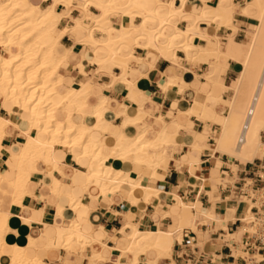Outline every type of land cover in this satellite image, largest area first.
Masks as SVG:
<instances>
[{"label":"bare ground","instance_id":"bare-ground-1","mask_svg":"<svg viewBox=\"0 0 264 264\" xmlns=\"http://www.w3.org/2000/svg\"><path fill=\"white\" fill-rule=\"evenodd\" d=\"M48 1H51L49 6L41 7L31 0H0V46L5 50L4 54L0 53V102L9 114H0V156L8 152L6 162L17 173L10 179L0 171V191H4V183L10 186L11 205L23 206L25 185L33 172L47 164L57 170V149L64 146L75 153L79 162L82 159L88 161L85 170L73 169L72 185L76 189L68 194V199L74 210L86 207L82 197L90 188L110 197L126 184L131 188L129 200L132 204L148 202L160 193L158 188L144 181V172L147 170L152 178L164 177L161 170L167 171L166 159L174 158L176 136L167 130L162 114L156 118L163 124L160 131L153 130L145 122L147 113L142 105L149 96L129 77L143 73L145 68L152 69L155 63L147 61L145 55H137L136 49L154 53L156 58L168 60L176 70H183L181 74L178 71L171 75L165 73V81L159 85L164 91L174 86L183 95L186 91L192 94L191 102L178 111V116H196L205 124L212 121L220 125L218 134H212L216 142L210 147L212 150L226 152L243 163L264 160V0H194L195 3L191 0ZM59 7L64 11L58 10ZM73 11L78 15L74 16ZM64 19L71 24L60 27ZM241 31L244 36L238 39ZM67 33L74 39L72 47L61 43ZM76 45L85 47L78 64L80 73L88 75L83 63L88 52L91 56L87 60L97 67V73L108 75L112 84L121 81L132 105L138 107V115L131 117L125 112L128 105L122 102L124 113L120 111L118 115L123 117V125L114 131H110L107 115L109 95L95 91H101L105 85L97 84L93 75L87 81L64 82L62 64L68 61L69 53ZM183 61L189 65H184ZM134 62L140 63L139 68L133 66ZM200 62L204 65L202 71L198 66ZM114 68L120 69L118 75L113 73ZM230 68L235 69L236 75L230 84H225V75ZM214 88L226 91L228 97L222 100L221 95L215 96ZM92 98L96 100L94 103ZM211 100L221 103L226 112L218 114L216 106L210 108ZM60 108L66 111L64 118L58 117ZM76 113L83 119L77 121ZM12 115L17 117L16 120ZM88 116L95 122L88 123L85 120ZM10 125L25 136L18 154H12L3 144ZM130 125H135L132 135L127 133ZM176 125L181 126L178 121ZM94 130L99 131L98 138L92 137ZM104 132L113 140L109 152L105 151ZM194 137L207 140L210 135L195 132ZM193 147H199L196 139ZM117 163L133 165V169L119 167ZM53 173L52 170V191L60 195L61 182ZM220 178L233 184L228 177ZM263 185L255 187L254 182L246 180L244 187H249L250 194L232 195L235 205L227 208L237 212L242 209L246 223L239 230V236L246 231L254 232L261 221L264 222ZM175 202L186 206L176 195ZM2 203L0 200V264L11 216V211L4 209ZM254 207L258 208L259 214ZM64 211L65 208L58 204L57 212L63 215ZM167 215L169 211L163 214ZM22 219L33 221L31 217ZM175 220L183 221V218L179 216ZM181 228L172 232L160 228L144 232L132 243L134 257L149 247L170 255ZM49 229H53V234L48 233ZM132 229V237L136 238L138 228L132 226ZM94 241L76 220L68 226L46 225L41 235L30 236V250L26 246L13 245L9 264H44L36 254L41 247L70 250L74 244L84 247ZM255 257L257 260L248 264H264L263 252H256Z\"/></svg>","mask_w":264,"mask_h":264},{"label":"crops","instance_id":"crops-1","mask_svg":"<svg viewBox=\"0 0 264 264\" xmlns=\"http://www.w3.org/2000/svg\"><path fill=\"white\" fill-rule=\"evenodd\" d=\"M31 1L41 7H47L51 2L48 0ZM191 3H195V1L191 0ZM58 10L64 11V8L59 7ZM72 14L77 16L78 12L73 11ZM66 24H71V22L64 19L60 23V27H64ZM239 36H243L242 31L239 32ZM61 43L65 47H72L74 39L70 33H67L61 38ZM1 48L4 51V48L0 46V53ZM84 50L83 45H76L73 52L69 53L68 61L62 64L64 82L68 84L74 80L87 81L89 76L93 75L97 84L105 85L101 91L99 89L95 91L109 95L110 110L107 115L110 118V131H114L123 125L124 119L118 115L120 111L124 113V110H121V103L125 102L128 105L125 112L131 117L138 115V107L132 105L126 86L121 81L112 84L108 75L97 73V67L87 60L91 56L88 52L87 59H83L88 75L80 73L78 64L82 61L81 54ZM135 53L145 55L147 61L155 63V67L152 69L145 68L143 73L129 77L132 81L137 82L139 90L150 97L142 105L143 110L147 113L145 122L153 130L160 131L163 129V124L156 118L162 114L165 117L167 130L176 136L174 158L166 159L167 171L161 170L164 177L162 179L152 178L147 170L144 172V181L158 188L160 193L153 195L148 202L132 204L129 200L131 188L126 184L122 185L119 193L110 197H104L99 194L97 189L90 188V191L85 192L82 197V204L86 207L74 210L70 207L68 199V194L76 189V186L72 185L73 169L85 170L88 161L82 159L79 162L69 147H58L59 167L54 170L52 165L47 164L43 168L41 167V170L31 174V180L25 185V190H27L22 199L23 206L11 205L13 196L10 186L6 183L2 185L4 191H0V200L3 202V208L11 211L4 236L6 244L2 249V264H9V255L13 245L26 246L30 250L32 248L28 246L30 236L41 235L46 225L56 223L68 226L73 220L78 221L82 231L86 235L94 237L95 241L84 247L74 244L70 250L41 247L36 254L44 261V264H246V259L248 264L251 260H257L255 254L258 251H250L244 245L245 233L248 231L241 236L238 235L239 230L246 224L243 220L242 209L237 212L235 209L227 207L235 205V197L232 195L242 197L250 194L249 187L243 189L248 194H241L246 180H249L248 183L254 182L256 187L259 183H263L264 160L255 159L253 162L243 163L238 159L231 158L226 152L212 150L210 147L216 143L212 134L214 136L218 134L220 125L212 121L205 124L196 116L190 118L178 116V111L185 109L187 103L191 102L192 94L186 91L183 95L174 86L164 91L159 85L161 82L164 83L165 73L171 75L178 71L181 74L184 73L183 70H176L168 60L158 59L154 53H146L143 49H136ZM179 55L184 57L181 52ZM183 63L186 66L189 65L186 61ZM133 66L139 68L140 63L134 62ZM198 66L202 68H200L202 71L203 62L198 63ZM194 68L199 70L196 65ZM235 72L234 68L228 70L225 75V84L231 83L233 77L228 82L229 76ZM113 73L118 75L120 69L114 68ZM188 78L191 77L188 76ZM212 91L215 96L221 95L222 100H225L229 95L219 88H214ZM95 101V98H92L91 102ZM210 108H215L218 114L226 112L221 103L213 100H211ZM0 114L9 116L8 110L2 102H0ZM57 114L59 118H64L66 111L60 108ZM16 118L12 115L13 120ZM74 118L80 121L83 116L76 113ZM85 120L90 124L95 122L89 116ZM177 121L181 124L179 128L176 125ZM134 127L135 125L128 127L129 135L134 133ZM9 129L10 132L4 137L3 144L10 148L12 154H18L22 150L21 145L25 136L13 125H10ZM195 132H201L204 135H210V137L207 140L204 137L197 139L194 137ZM98 133V130H94L92 137L98 138ZM149 135L153 136V133L150 132ZM103 137L105 141H109L105 146V151L109 152L113 140L107 132L103 133ZM195 139L199 147H193ZM9 155L8 152H5L0 156V171L5 172L10 179H13L17 173L15 168L6 162ZM176 161H182V163L179 164ZM117 166L133 169V165L117 163ZM52 170L54 176L61 182L62 193L60 195L52 191L53 179L50 174ZM221 176L228 177L233 181V184L223 181ZM210 192H213V195H210ZM138 195L140 198V193ZM175 195L186 204L185 207L176 204ZM58 204L65 208L63 215L57 212ZM167 211H169V215L163 216ZM179 216L183 218V221L175 220ZM23 217H31L33 221L27 222L22 219ZM132 226L138 228L136 238L132 237ZM180 226L182 227L181 231L173 241L170 255L161 253L154 247H149V250L146 249L145 252L139 253L137 258L134 257L131 250L132 243L139 240L144 232L156 231L159 228L164 232H172ZM48 233L53 234V229H49ZM186 233L195 238L191 246H186L183 243Z\"/></svg>","mask_w":264,"mask_h":264},{"label":"built area","instance_id":"built-area-1","mask_svg":"<svg viewBox=\"0 0 264 264\" xmlns=\"http://www.w3.org/2000/svg\"><path fill=\"white\" fill-rule=\"evenodd\" d=\"M263 183H264V180H263ZM245 185H246V183L244 184V186ZM244 186H243V188H244ZM243 188L241 189L243 194H248V192L243 190ZM254 199L257 200V198H254ZM262 207L264 208V205H262ZM254 210L256 211L257 214H259V210L257 207H254ZM261 222H262L261 225H258L254 232H246L245 233L244 245H245V248H247L250 251L258 250V251H261L264 253V222L263 221H261ZM189 233H186L184 235L183 243L186 246H191L195 240L194 237L189 236ZM247 262L248 261L246 259V264H247ZM256 264H260V262H258Z\"/></svg>","mask_w":264,"mask_h":264},{"label":"rangeland","instance_id":"rangeland-1","mask_svg":"<svg viewBox=\"0 0 264 264\" xmlns=\"http://www.w3.org/2000/svg\"><path fill=\"white\" fill-rule=\"evenodd\" d=\"M242 33H243V32H242ZM243 34H244V33H243ZM243 36H244V35H243ZM243 36H242V37L239 36L238 39H242ZM3 48H4V47H3ZM4 53H5V50L3 51L2 48H1V54H4ZM235 75H236V72H235V74H231V75L229 76L228 82H230L231 78L234 77ZM263 134H264V132H263ZM247 181H249V180H247ZM263 184H264V183H259L257 186L260 187V186H262ZM241 194H243V192H242ZM251 224H252V223H251ZM249 232H251V231H249Z\"/></svg>","mask_w":264,"mask_h":264}]
</instances>
